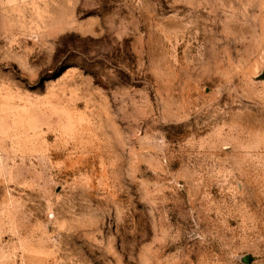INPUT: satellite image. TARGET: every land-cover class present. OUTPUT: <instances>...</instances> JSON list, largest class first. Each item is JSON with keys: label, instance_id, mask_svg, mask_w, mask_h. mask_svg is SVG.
<instances>
[{"label": "rangeland", "instance_id": "1", "mask_svg": "<svg viewBox=\"0 0 264 264\" xmlns=\"http://www.w3.org/2000/svg\"><path fill=\"white\" fill-rule=\"evenodd\" d=\"M264 0H0V264H264Z\"/></svg>", "mask_w": 264, "mask_h": 264}, {"label": "water", "instance_id": "2", "mask_svg": "<svg viewBox=\"0 0 264 264\" xmlns=\"http://www.w3.org/2000/svg\"><path fill=\"white\" fill-rule=\"evenodd\" d=\"M263 76H264V73H263Z\"/></svg>", "mask_w": 264, "mask_h": 264}]
</instances>
